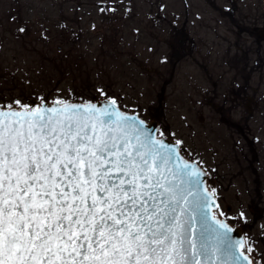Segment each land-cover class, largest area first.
<instances>
[{
  "label": "rangeland",
  "instance_id": "374dc122",
  "mask_svg": "<svg viewBox=\"0 0 264 264\" xmlns=\"http://www.w3.org/2000/svg\"><path fill=\"white\" fill-rule=\"evenodd\" d=\"M99 88L218 168L220 210L264 263V0H0V96Z\"/></svg>",
  "mask_w": 264,
  "mask_h": 264
},
{
  "label": "snow or ice",
  "instance_id": "6c2138e0",
  "mask_svg": "<svg viewBox=\"0 0 264 264\" xmlns=\"http://www.w3.org/2000/svg\"><path fill=\"white\" fill-rule=\"evenodd\" d=\"M97 92L0 96V264H260L184 140Z\"/></svg>",
  "mask_w": 264,
  "mask_h": 264
},
{
  "label": "water",
  "instance_id": "95a60500",
  "mask_svg": "<svg viewBox=\"0 0 264 264\" xmlns=\"http://www.w3.org/2000/svg\"><path fill=\"white\" fill-rule=\"evenodd\" d=\"M49 101H52V100H49ZM71 101H73V102H81V100H75V99H73V100H71ZM92 102H96V103H103L104 102V98H100V99H96V100H91ZM39 101H37V103H38ZM122 108V107H121ZM123 109V108H122ZM125 110V109H124ZM127 111H129V113H131L132 111L131 110H127ZM146 120V119H145ZM146 122L150 125V126H152V127H155V128H159V123H158V120L157 119H153V120H150V121H148V120H146ZM203 168V167H202ZM203 170L205 171V169L203 168ZM206 172V171H205ZM207 173V172H206ZM208 179H209V176H208V174H207V176L206 177H204V180H205V186L206 187H208V188H210L209 187V183H208ZM214 199H215V202H216V204H217V200H216V196L214 197ZM213 211H215V209H213ZM229 224H230V226H232L234 229H235V231L231 234L232 235V238L235 240V239H239V238H241V237H245V235H244V233H243V231H242V229H241V227H239V226H236V225H233V224H231L229 221H227ZM250 258H251V255H250Z\"/></svg>",
  "mask_w": 264,
  "mask_h": 264
},
{
  "label": "flooded vegetation",
  "instance_id": "af4514ba",
  "mask_svg": "<svg viewBox=\"0 0 264 264\" xmlns=\"http://www.w3.org/2000/svg\"><path fill=\"white\" fill-rule=\"evenodd\" d=\"M235 103H236V101H234ZM238 105H234V107H232L231 109H233L234 111H235V108L237 107ZM222 113H224V111L222 110V111H219L218 112V115H219V117H220V119L221 118H223L224 120L226 119V116L225 115H222L221 116V114ZM214 117V116H213ZM205 119H207V121L209 120L208 118H205ZM204 119V120H205ZM227 120V119H226ZM225 120V121H226ZM225 121H223V122H225ZM222 122V123H223ZM229 123V125L230 124H232L231 122H228ZM189 152V151H188ZM190 153V152H189ZM191 157H193L192 155H191ZM195 159V158H194ZM195 160H197V159H195ZM202 164V166L205 168V170L207 171V173H208V175H209V186H210V188L211 189H214L215 190V183H216V181H218L219 180V177L216 175V173H214V175H213V172H212V170L211 169H213L214 170V172H216V170L218 171V168L215 166V165H210V166H207L206 164H203V163H201ZM215 193H217V191L215 190ZM218 205H219V203H218ZM256 208V211L258 212V213H260L261 211H262V209H260V208H257V207H255ZM231 222V221H230ZM232 223H234V224H237V223H235V222H232ZM241 226V225H240ZM243 228V230H244V227H242ZM245 231V230H244ZM255 255H257V256H259L258 255V253L256 252V249H255ZM260 264H264V263H262V261H261V259H260Z\"/></svg>",
  "mask_w": 264,
  "mask_h": 264
}]
</instances>
